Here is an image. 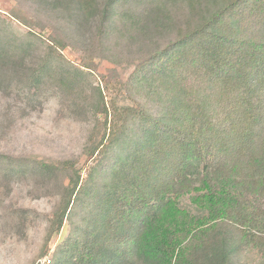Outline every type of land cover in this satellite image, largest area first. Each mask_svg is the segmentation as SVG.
<instances>
[{"label":"trees","instance_id":"trees-1","mask_svg":"<svg viewBox=\"0 0 264 264\" xmlns=\"http://www.w3.org/2000/svg\"><path fill=\"white\" fill-rule=\"evenodd\" d=\"M15 1L42 29L0 12V94L55 98L94 162L82 179L74 157L0 152V203L23 179L54 199L6 229L43 217L42 257L68 221L48 264H264V0ZM95 58L133 66L136 99L107 101Z\"/></svg>","mask_w":264,"mask_h":264},{"label":"rangeland","instance_id":"rangeland-1","mask_svg":"<svg viewBox=\"0 0 264 264\" xmlns=\"http://www.w3.org/2000/svg\"><path fill=\"white\" fill-rule=\"evenodd\" d=\"M0 12L9 16L15 15L19 20L13 18L14 25L21 32L29 29L40 32L42 29L34 23H28L35 21L15 0H0ZM42 32L47 37L52 33L50 29ZM58 49L65 58L76 65L81 66L84 62L80 50L69 45H59ZM92 67L107 101L114 99L117 102H129L136 99L133 90L120 83L128 78L133 66L127 67L95 58ZM104 85H107V89ZM56 103L55 98L48 96L42 105L35 109H25L10 97L0 94V152L10 155L33 154L45 159L74 157L84 179L94 162V159L85 156L81 151L85 143V128L81 124L67 121L60 114L57 115ZM31 186L29 179L12 181L0 203V264H41L44 258L52 259L55 246L69 234L70 225L65 221L60 232L55 233L49 240L48 253L36 257L44 245L46 225L43 217L35 215V221L19 235L6 229L2 214L4 210H10L12 207L21 206L49 214L54 202L53 197L39 195V192L32 191Z\"/></svg>","mask_w":264,"mask_h":264},{"label":"built area","instance_id":"built-area-1","mask_svg":"<svg viewBox=\"0 0 264 264\" xmlns=\"http://www.w3.org/2000/svg\"><path fill=\"white\" fill-rule=\"evenodd\" d=\"M48 263H49V259H45V258L41 262V264H48Z\"/></svg>","mask_w":264,"mask_h":264}]
</instances>
